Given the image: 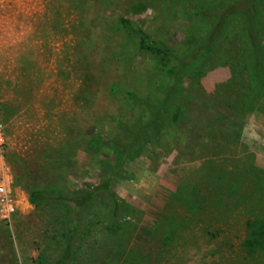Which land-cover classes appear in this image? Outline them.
I'll return each mask as SVG.
<instances>
[{
    "label": "rangeland",
    "instance_id": "1",
    "mask_svg": "<svg viewBox=\"0 0 264 264\" xmlns=\"http://www.w3.org/2000/svg\"><path fill=\"white\" fill-rule=\"evenodd\" d=\"M240 2L0 0L1 161L15 206L0 218V264H56L66 241L83 264H264L244 248L264 221V91L250 69L257 52L264 71V0L252 37ZM166 97L154 133L145 124ZM217 179L241 183L220 206ZM35 191L44 201L30 202ZM107 194L125 222L113 232Z\"/></svg>",
    "mask_w": 264,
    "mask_h": 264
},
{
    "label": "trees",
    "instance_id": "2",
    "mask_svg": "<svg viewBox=\"0 0 264 264\" xmlns=\"http://www.w3.org/2000/svg\"><path fill=\"white\" fill-rule=\"evenodd\" d=\"M242 4L241 2L238 3L236 5V7H234V9H236L237 11L239 10V13H241L244 17V20L246 22V27H247V31H248V35L249 37L253 36V34L255 33V29H256V17H257V11L258 8L257 6L259 5V0H249V2ZM238 6V7H237ZM238 8V9H237ZM203 17V16H201ZM217 26L221 27L225 24L226 19L221 17V19H219L217 21ZM215 37H211V36H207L205 37V39L203 41H201L198 45V48L192 51L191 54V60H196L197 58H199L200 56H202L203 54H207V52L210 49V46H212L215 43L214 39ZM156 43H151V41L147 40L146 38H142L140 41V46L142 48H146V49H151V48H155ZM255 56V61L254 64L251 66V71H252V75L255 81L256 86L263 92L264 91V79H263V75H264V71L263 69L260 67V55L256 52L254 54ZM185 65H186V61H182ZM178 68H173V69H169L168 72L170 73H174L177 72ZM176 75V74H175ZM177 81V80H176ZM177 87V82L174 84L173 88ZM169 97H166L164 102L162 103V107L160 108V110H157L156 112L152 113L150 115V119L148 120V123L145 124V128H151L152 131L154 133H156V130L158 128L157 125V120H160V115L161 113L165 114L168 106H167V102L169 101ZM173 108L172 111H174V115L172 116L173 119L177 118L180 115V112H182V107L180 106H175L172 105ZM144 126L136 129V137L137 135L141 134V129H143ZM126 149L122 150V154H124ZM209 169V167H208ZM217 186L220 189V192L222 190H226L224 196H222L223 193L219 192L218 196H215V198H211L213 199V202L216 203V205L220 206L223 203V200L225 199V196H229V197H234L236 196L235 193L237 192V190L240 188L241 183L240 182H236L231 180L230 183H227V185L225 184V182L222 179H217ZM223 188V189H222ZM219 189H217V191H219ZM61 194H59V196L56 198L57 200H62L63 198L60 197ZM107 198L108 199V203L110 204V208L108 209L106 216H108L107 218L109 226L104 227L103 229L108 230L113 232L114 230H116L119 225H123L125 224V222L122 221V219H117V205L118 202L116 201V199H114V197L110 194H107ZM29 199L31 203L34 204H38L42 201H44V197H41L40 192L35 191V192H31L29 193ZM92 199V192H87L84 195L78 196L75 199H71V202H74V205L76 208L81 207L83 204L88 205L91 202ZM194 206H197L196 208H199V203L196 202V204H193ZM252 230L251 234L249 235V238L247 239V241L244 242V248L245 251L247 253L248 258H252V254H254L255 252H261L264 251V243H263V237H264V221L261 222V225H256V224H252L249 226ZM209 234V233H208ZM171 236H173V234L167 236V240L170 241ZM210 236H215V233L213 235ZM62 238H64V236H61ZM69 241H66L63 245L64 249L63 252L61 254V256L57 259L56 264H83L82 261L80 260L81 257H83V254L80 255L79 258L75 257L77 254L78 249L81 250L80 248H76L73 250V248L71 247L70 244H68ZM78 256V255H77ZM99 262L97 264H113L115 261L112 260H108L106 258H101L100 260H98ZM91 264H96V263H91ZM120 264H132V260L128 258H124Z\"/></svg>",
    "mask_w": 264,
    "mask_h": 264
},
{
    "label": "built area",
    "instance_id": "3",
    "mask_svg": "<svg viewBox=\"0 0 264 264\" xmlns=\"http://www.w3.org/2000/svg\"><path fill=\"white\" fill-rule=\"evenodd\" d=\"M2 126L0 123V137ZM3 146L0 143V218L3 221H8L10 215L15 211L14 203L11 199L9 191V168L3 163Z\"/></svg>",
    "mask_w": 264,
    "mask_h": 264
}]
</instances>
